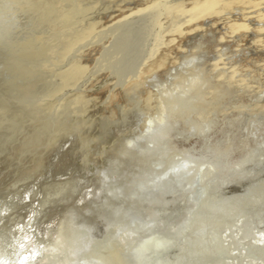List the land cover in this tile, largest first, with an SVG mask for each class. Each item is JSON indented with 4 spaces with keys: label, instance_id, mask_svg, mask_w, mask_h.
Here are the masks:
<instances>
[{
    "label": "rangeland",
    "instance_id": "obj_1",
    "mask_svg": "<svg viewBox=\"0 0 264 264\" xmlns=\"http://www.w3.org/2000/svg\"><path fill=\"white\" fill-rule=\"evenodd\" d=\"M30 1L36 0H0V17L11 21L8 33L14 43L38 41L43 35L40 40L44 42L35 44L40 49L45 46L40 61L47 67L59 57L73 33L88 27L91 18L92 22L99 18L98 31L94 29L83 42L85 46L79 45L85 47V55L73 73L82 78L89 70H98L80 91L66 96L55 109L51 97L62 86L47 85L48 69L41 79L21 88L20 94L25 96L44 92L45 97L39 95L31 110L41 115L56 114L58 119L56 127L47 125L36 134L30 130L19 137L18 144L7 151L16 162H2L0 156V201H12L14 206L9 210L3 205V220L13 230L10 239L23 242L2 246L0 264L6 263L14 245L27 247L25 257H40L42 251L38 250L46 247L58 260L64 255L79 260L88 254L105 264L102 249L110 237L119 228L133 230L140 220L153 221L151 231L174 239L160 261L157 254H151L144 257L143 264H169V260L179 264H264V20L258 18L264 14V4L254 5L262 0H239L228 8L223 6L225 0H214L210 14L198 20L197 26L186 23L182 36L174 34L162 42L160 67L140 74L137 83L125 88L114 86L130 68L122 59L141 53L140 47L155 40L158 32H153L150 24L146 26L147 20H139L114 32L117 35L112 33L118 36L123 32L117 41L96 35L118 18L141 13L157 0H42L47 18L41 22L35 12L22 8ZM180 1L191 0H177L171 5ZM112 8L121 10L115 13ZM65 14L75 29L69 20L64 21ZM17 17L20 21L14 22ZM161 17L158 13L155 21ZM232 24H243L246 29L232 30ZM68 66L51 70L55 74ZM168 72L182 79L167 80ZM79 98L85 101L76 104ZM12 134L8 132L0 139L1 148L11 144L8 139ZM83 145L85 157L80 152ZM147 145L152 149L146 153ZM183 160H189L184 169L200 167L204 176L192 188L188 180L181 184L185 190L174 185L173 190L160 192L150 203H141L140 191L150 178ZM6 193L9 197L4 196ZM186 221L190 223L184 228ZM248 223L254 234H248ZM260 237L263 240L258 242ZM135 243L120 248L125 264L131 263L126 252Z\"/></svg>",
    "mask_w": 264,
    "mask_h": 264
},
{
    "label": "bare ground",
    "instance_id": "obj_2",
    "mask_svg": "<svg viewBox=\"0 0 264 264\" xmlns=\"http://www.w3.org/2000/svg\"><path fill=\"white\" fill-rule=\"evenodd\" d=\"M41 1L42 0L30 1V2L24 3L22 5L23 6L22 8L24 10L26 9L27 12L33 11V12L36 13V19H37L38 22H41L46 17V11L41 8ZM173 1H177V0H157L155 2H152V5L150 7H148L147 9H145L144 11H142L141 13L137 12V13H133V14H131L129 16H125L124 15L125 17L122 16V17L118 18L115 21V23H113V25L106 26L104 29H101V31L99 33L96 32L97 33L96 36L98 38H101L102 35H107L106 38L113 39V40L117 41L119 39L118 36L120 34L122 36L123 32L121 33V31H120V34H118V36H115L117 34H115L114 32L119 31L122 27L126 26L127 24L128 25L129 24H133V23H135V22H137L139 20H147V25L146 26L149 27V24H150L153 27L152 28L153 32H155V33L158 32V36H156L155 40L150 39V42L149 41H147L148 43L146 42L147 43L146 47H143V46L140 47V49H141L140 52L141 53L135 54L133 52L134 53L133 56H131L129 58H127L125 56V58L122 59V62L125 63V64H128L130 66V68H129V71H127V72L124 71L125 73L122 74L123 79L118 80L117 83L114 84L115 87L116 86H120V87L125 88L126 86H128L130 84L137 83L139 81L138 79L140 77V74H146V73L152 72V70H154V68L156 66L160 67L162 64L159 65L160 61H158V57H159V54L161 52L160 51V45L162 44V42L168 36L169 37L170 36L173 37L174 34L182 36V34H183L182 26L184 24H186V23L192 22V23H194V26H197V21L200 20V19L203 20L204 18H206L210 14L211 8L214 6V0H191V1H187V2H181L180 1L179 3L171 5V3ZM235 1H239V0H225V2L223 3V6L228 8ZM103 4H104V2H103ZM261 4H264V0H262L259 3L254 4V5L258 6V5H261ZM12 5L14 6V3ZM78 5L81 6L82 4H78ZM116 5H118V4H116ZM0 7H1V5H0ZM100 7H102V6H100ZM87 8L88 7L85 6V9L87 11H88L89 8L92 11V7H89L88 9ZM106 9H107V7L105 6L103 8V10L105 11ZM112 9H110V10H112ZM115 9H113V10H115ZM118 9L121 10L120 8H118ZM117 10H115V13H118ZM215 10H218V8L217 9L215 8ZM0 11L2 13V10H0ZM3 12H4V10H3ZM5 12H7V10ZM16 13H18V12H16ZM158 13H161L162 17L156 22L155 19L157 18ZM66 15H68V14H65L64 21L66 20L67 23L71 22L72 20L70 19V17L69 16L67 17ZM112 15H114V14H112ZM12 16L14 18V15H12ZM61 16H59V18ZM74 16H77V15L74 14ZM78 16H79V12H78ZM109 16H111V14ZM18 17L15 18L14 22L17 19H19L21 16L19 18ZM89 17H88V19H89ZM0 18H2V17H0ZM83 18L86 19V15H85V17L83 16ZM177 18H180V19H177ZM258 18L261 19V20H264V14L263 15L262 14L258 15ZM93 19L94 18H91V22L89 21V26L88 27L85 26L86 28H83L80 31L77 30L78 32H75V34L73 33V35H71L69 41L64 46L62 52H60L59 57L56 60H54L49 66H47V67L45 66L46 68L42 67L41 63H43V62L40 61L41 60L40 59L41 56L42 55L45 56L44 55V50H46V48H44L45 46L44 47L42 46L44 48V49L41 48L43 50V52H42V50L35 44V42L37 41V38L34 41H31V39L27 40L26 43H24V44L14 43V41L12 40L13 38L8 33V30H10L9 28H10V22L11 21L5 20L4 17L2 19H0V139L2 137H7L6 133H8V132H12L13 133L12 134L13 136H11L8 139L9 143H11V144H8L7 147L6 146L3 147V148L0 147V156L3 157L1 159L2 162L7 163L9 159L12 160L13 162L14 161L16 162V160L14 158V155L11 154V152H7V151L9 149H12L15 144H18L19 137L22 136L23 134H25L26 131L28 132V131L31 130L33 132L32 134H36L38 130L39 131H40V129L42 130L47 125L49 126V128H52L53 126L57 125L56 122H55L56 119H58L56 117V114L52 115L51 113H45V114L41 115L39 111L31 110L32 103L37 101V100L39 101V99H38L39 95H41L42 97H45L44 92L40 93V92H37V91H33L32 93H29L27 96H25V95L20 94L21 93L20 90H21L22 87H24L26 84H29L30 82L38 81L37 79H39V78L41 79V76L43 77L42 74H45V70L48 69V70H46V72L51 71V74L50 75L48 74L50 80L47 82V85H51L53 83H55V84L59 83L62 86L58 93H56V94L52 93L53 94L52 97H51V98H53V100H52L53 101L52 108L55 109V108L58 107V105L61 104L62 100L66 96L72 94L73 92L80 91L81 88L83 87V85L85 83H87V81L90 78V76L94 75L96 73V71L98 70V69L96 70V68L92 69L91 71L89 70V72L87 74H85L84 77H82V78H78V75L73 73V70L75 69V64L78 63L80 57H83L85 55L84 54L85 53V47H82V46L79 47V45H81L83 42H86L88 40L87 38H90V36H92V32H94L95 27H97V28L99 27V23H100L101 19L97 18V20L92 22ZM9 20H10V18H9ZM68 20H69V22H68ZM73 20H74V18H73ZM19 21H20V19H19ZM78 21H80V20H78ZM172 21H176V24L174 22H172ZM171 22L174 24L173 26L170 25ZM87 23H88V21H87ZM32 24L33 23H32V20H31L29 22V25H32ZM71 24H72V22H71ZM76 24H74V25H76ZM21 25H22V23H21ZM83 25H85V22H84ZM83 25H81V26H83ZM69 26H71V25L69 24ZM72 26H73V24H72ZM101 27H102V25H101ZM231 27L230 28L232 30L236 29V28H241V29L245 28V26L243 24H239V25L238 24H232ZM72 28H74V26ZM124 29H126V28H124ZM261 29L263 30V28H261ZM17 30H18V28H17ZM236 30H239V29H236ZM96 31H98V30H96ZM130 32H132V30H129V33ZM260 32H262V31H260ZM112 33H114L115 35L112 34ZM151 34L154 35V33H151ZM39 36H40V34H39ZM39 36H37V37L39 38ZM54 36H55V34H54ZM41 37L39 38V40L41 39ZM139 39H140V37H139ZM152 41H154V42H152ZM173 41H174V38L170 39L168 42L170 43V42H173ZM40 42H41V40H40ZM42 42H44V41H42ZM42 42H41V44H42ZM52 43H53V41H52ZM83 45H84V43H83ZM48 47H49V45H48ZM149 47H151L150 50H149ZM102 48H103V46H102ZM79 49H82V51H79ZM167 49H168V47H167ZM170 50H173V48L170 49ZM100 51H101V49H100ZM130 52H131V50H130ZM111 53L112 52H110V54ZM77 54H79V55L77 56ZM128 54H130V53H128ZM86 55H87V53H86ZM105 55L106 54H104L103 57H105ZM43 56H42V58H43ZM147 56H148L147 60L145 62H142L140 64L141 66H138L140 61H142L144 58L146 59ZM160 59H163V58L161 57ZM57 66L60 69L65 68L66 66H68L69 68L67 70H62V71H60V69H59L58 73L54 74V72L51 69H52V67L58 69ZM100 67H101V65H100ZM42 68L44 70L40 71ZM188 68L190 69V67H188ZM186 69H185V71H186ZM170 71H173V70H170ZM175 71L179 72L180 70L175 69ZM174 73L173 72H168L166 74V75H168V79L167 80H169V79H173L174 80L175 77H178L177 75L175 76ZM177 74L179 75V73H177ZM129 75H131V77ZM184 77H186V76H184ZM179 79H182V76ZM193 81L195 82L196 80H193ZM193 81H192V83H193ZM175 82L176 81H174V84H175ZM194 84H196V82ZM155 86H156V84H155ZM108 89H109V87H108ZM177 92H179V91H177ZM169 94H171V93H169ZM13 97L14 98L18 97L20 99L14 100V99H12ZM167 100H169V99H167ZM14 101H15V103H13ZM84 101H85L84 98H79V99H75L74 102L76 104H79V103L84 102ZM160 104H162V103H160ZM69 112L70 111H68L67 114ZM64 118H66V117H64ZM37 121L42 122L41 125L40 124H38L39 126L36 125ZM159 124L161 125V122ZM5 125H7V127H4ZM157 125H158V123H157ZM162 125L164 126V124H162ZM158 127H160V126H158ZM149 129L151 130L150 127H149ZM158 129H156V130H158ZM76 132L78 134V133H80V130H77ZM146 133L149 134V131L146 132ZM145 135H147V134H145ZM53 138H54V136H53ZM46 149H48V148H46ZM144 149H145V151L147 153V152L151 151L152 147L147 145L146 147H144ZM80 152H81V155L83 157H85V155L87 154L86 146L83 145V148H81ZM133 161L134 162L136 161L135 157L133 158ZM187 161L189 163V160H187ZM2 162H1V164H2ZM82 162H84V160H82ZM185 162L186 161L183 160L182 162L174 163V164H172V166H170L169 170H167L166 172H164L162 174L156 173L155 175H153L150 178L149 182H147L146 186L144 188H142L141 191H140V199H139L140 202L141 203H145V202L146 203H150L160 192H162V191L170 192L171 190H173L174 189V185L175 186H179V188H181L182 190H185L184 187L181 186V184L183 182L185 183V181H188V180H191V188H192L194 182H196L198 178H201L202 176H204L203 174L205 172L203 173V171H202V169L200 167H197L196 169L193 168L195 170H193L191 168L184 169V168L187 167L186 165H185L186 167H184V164L188 165V163L187 162L185 163ZM191 163H192V161H191ZM10 192H11V190H10ZM9 195L10 194H8V193L4 194L5 197H7V196L9 197ZM3 205H5V207H7V209H9V210L12 207H14L12 201H7L6 204L5 203H1V201H0V213L2 214L0 216V251L3 249L2 246L3 247L6 246L9 242H12L14 244L16 242L18 244L23 243L21 241V239H18V238L14 239L12 236H11L12 238L10 239L9 235H12L14 233H13V230L11 229V227H10V224H6L5 221L3 220V219H6V217L4 216V213L1 212L2 211L1 209L4 207ZM9 205H10V207H9ZM116 205H118V204H116ZM191 214H190V216H191ZM136 217H138V216H136ZM132 221H133V219H132ZM189 223L190 222H187V221H186V223H183L184 224L183 225L184 228H187L188 227L187 225H189ZM153 226H154V222L153 221L152 222L149 221V222L144 223V222H142L140 220V222H137V224L133 228V230H127L125 228H119L118 231H115L113 236L110 237L109 241L107 240L108 242L104 246V248L102 249L101 247H98V249H97V250H99V249L104 250V252H102V256H103L102 259L104 258L103 259L104 263L105 264H125L124 261L121 259V255H120V250L121 249L120 248H122V249L124 247L128 248V246H130L132 241H135L136 243L134 244V246L132 248H129L128 251L126 252V256H128L131 259V263L130 264H143L144 257L145 256L149 257L151 254H157L156 257H157L158 261H160L159 258H161L163 256L162 253H164L166 250L169 249V247L172 246V244L174 242V239L173 240H167L165 238H162L160 233L158 234L156 231H151V228ZM252 227L253 226H252L251 223L247 224L246 230L248 231V234H254V232L252 231ZM142 237H144V238L141 239ZM257 240H258V242H261L263 240V238L260 237ZM92 242H94V241H92ZM89 243H90V246L92 247L93 246L92 243L91 242H89ZM26 249H27V247L21 246L19 248L18 246L15 247V245H14V247H12L10 249V253H8V260H7V258H5V262H6L5 264H31V263H33V264H99L98 261L93 260L90 257H87L88 254H82L81 255L82 258H80L79 260H77V259L76 260L67 259L65 255L58 260L56 258V255L52 251L49 252L48 251L49 248H46V247H42L41 250H38L39 253L42 251L40 257H36V256L35 257L34 256L25 257V252H26L25 250ZM90 250H89V252H90ZM148 251H149V253H148ZM1 254L2 253L0 252V260L2 258ZM73 255H75V254H73ZM164 255L168 256L167 254H164ZM75 257H77V256H75ZM95 258H96V256H95ZM97 260H98V258H97ZM134 260H136V261H134ZM100 261H102V260L100 259ZM169 262H170L169 264H179V263H176L177 261L169 260Z\"/></svg>",
    "mask_w": 264,
    "mask_h": 264
}]
</instances>
